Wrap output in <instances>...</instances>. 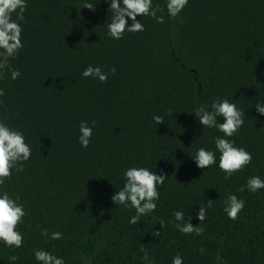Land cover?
<instances>
[{
    "label": "trees",
    "instance_id": "obj_1",
    "mask_svg": "<svg viewBox=\"0 0 264 264\" xmlns=\"http://www.w3.org/2000/svg\"><path fill=\"white\" fill-rule=\"evenodd\" d=\"M153 3L163 7L165 0ZM80 5L28 0L24 47L12 60L21 76L0 79V117L32 145L23 170L3 185L25 205L18 225L24 243L0 244V264H13V254L14 264H36L34 247L56 251L67 264H81V256H91L92 264H145L142 250L155 264H170L177 252L184 264H216L217 254L226 264H264V190L237 191L250 175L264 178V116L250 108L264 102V0H188L177 18L165 13L158 23L141 17L145 30L119 40L106 35L104 0L94 10ZM88 64L117 71L100 82L80 75ZM217 97L246 110L244 126L231 139L253 155L249 166L227 179L215 165L196 167L190 156L222 135L202 129L193 115ZM153 114L164 122L156 124ZM80 120L96 121L87 148L76 139ZM133 165L168 175L157 208L137 224L128 222L134 209L111 200L123 169ZM230 192L246 201L236 220L222 211ZM210 199L199 222L197 207ZM174 209H183L203 231L178 232ZM41 228L64 237L46 242Z\"/></svg>",
    "mask_w": 264,
    "mask_h": 264
},
{
    "label": "clouds",
    "instance_id": "obj_2",
    "mask_svg": "<svg viewBox=\"0 0 264 264\" xmlns=\"http://www.w3.org/2000/svg\"><path fill=\"white\" fill-rule=\"evenodd\" d=\"M107 4V15L105 21L106 35L113 40L122 39L125 33H137L145 30L141 17L154 18L158 23L165 19V13L169 19H175L187 5L188 0H165L163 7L154 4L153 0H104ZM99 0H81L80 8L94 10ZM28 0H0V79L7 74L8 79L16 80L21 76L19 68L12 65L20 50L24 47L22 40V21L27 10ZM159 13V14H158ZM15 14V16H13ZM139 16V19H137ZM129 21H131L129 23ZM117 71L115 66L104 70L100 64H88L80 73L82 77L92 78L100 82L108 80L109 73ZM264 74V73H262ZM5 94L4 88L0 87V97ZM264 100V95H260ZM264 116V102L257 100L250 108ZM172 112L171 109L168 110ZM245 109L239 107L234 99L229 97L213 98L210 104L198 106L193 115L199 125L207 129H216L222 135L211 137L213 147L200 146L190 155L196 167L207 170L209 166L215 165L223 172L225 179L234 173L249 166L253 155L244 146H238L234 139H231L239 132L245 124ZM218 117H222V122ZM256 118V117H255ZM152 120L158 124L164 122V116L153 114ZM96 121L80 120L77 126V142L81 148H87L93 140V129ZM32 155V145L27 142L25 133L18 127L6 122V118L0 117V244L6 248H20L24 243V233L18 225L24 222L27 215L25 205L21 197L10 194L3 187L6 179L13 175V172H20L24 168V162L29 161ZM168 175L157 174L148 166H128L123 169L122 183L111 195L115 205H122L126 209H134L135 212L128 218L130 224H137L145 215L151 214L157 208L160 198L159 186H162ZM257 193L264 190V178L260 175H250L244 184L240 185L237 191ZM245 199L235 192H230L223 200L222 211L231 220H236L238 214L245 207ZM211 206V199L206 206H198L195 216L199 222L206 219L208 207ZM174 227L183 234L201 233L202 225L193 226L190 223L191 216L185 218L183 209H174L171 212ZM161 220L160 224L163 225ZM39 235L47 241L62 240L64 233L60 230L49 231L48 228H41ZM54 247V246H53ZM141 260L145 264H155V257L150 256L147 250H142ZM204 251L203 248L200 250ZM32 258L36 264H67L64 256L58 255L46 247H34ZM18 257L13 254L8 257L14 262ZM184 256L179 252L171 257L170 264H184ZM81 264H92L91 256H81ZM216 264H226V261L219 254L215 257Z\"/></svg>",
    "mask_w": 264,
    "mask_h": 264
}]
</instances>
